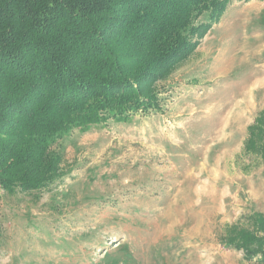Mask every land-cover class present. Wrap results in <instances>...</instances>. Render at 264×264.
<instances>
[{"label":"rangeland","instance_id":"374dc122","mask_svg":"<svg viewBox=\"0 0 264 264\" xmlns=\"http://www.w3.org/2000/svg\"><path fill=\"white\" fill-rule=\"evenodd\" d=\"M158 86L160 110L62 138L57 184L0 190V264H260L225 235L264 213V161L244 150L264 108V0H232Z\"/></svg>","mask_w":264,"mask_h":264},{"label":"trees","instance_id":"16d2710c","mask_svg":"<svg viewBox=\"0 0 264 264\" xmlns=\"http://www.w3.org/2000/svg\"><path fill=\"white\" fill-rule=\"evenodd\" d=\"M232 0H0V190L63 177L71 130L162 108L158 84L189 58ZM245 153L264 161V108ZM226 245L264 264V213ZM263 233V234H262Z\"/></svg>","mask_w":264,"mask_h":264},{"label":"bare ground","instance_id":"6f19581e","mask_svg":"<svg viewBox=\"0 0 264 264\" xmlns=\"http://www.w3.org/2000/svg\"><path fill=\"white\" fill-rule=\"evenodd\" d=\"M257 82V81H256ZM242 96V95H241ZM241 107V106H240ZM230 124V123H229ZM231 125V124H230ZM258 193V192H257Z\"/></svg>","mask_w":264,"mask_h":264}]
</instances>
